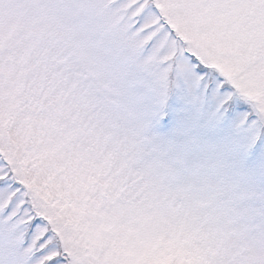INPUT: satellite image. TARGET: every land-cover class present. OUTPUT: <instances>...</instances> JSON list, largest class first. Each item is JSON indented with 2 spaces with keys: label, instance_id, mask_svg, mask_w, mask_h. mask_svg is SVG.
<instances>
[{
  "label": "snow or ice",
  "instance_id": "snow-or-ice-1",
  "mask_svg": "<svg viewBox=\"0 0 264 264\" xmlns=\"http://www.w3.org/2000/svg\"><path fill=\"white\" fill-rule=\"evenodd\" d=\"M0 264H264V0H0Z\"/></svg>",
  "mask_w": 264,
  "mask_h": 264
}]
</instances>
